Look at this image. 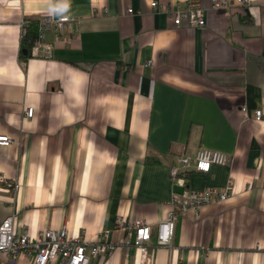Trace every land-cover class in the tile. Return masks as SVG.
I'll return each instance as SVG.
<instances>
[{"label":"crops","instance_id":"obj_1","mask_svg":"<svg viewBox=\"0 0 264 264\" xmlns=\"http://www.w3.org/2000/svg\"><path fill=\"white\" fill-rule=\"evenodd\" d=\"M151 1L0 0V134L12 138L0 172L20 182L15 196L0 183V222L13 213L16 234L66 227L119 243V220L142 218L150 264H264V121L252 119L264 111V5L201 0L205 25L189 28L161 9L186 0ZM64 15L62 32L45 30L49 50H22L23 27ZM199 147L228 163L171 180L176 157ZM229 185L225 200L178 214L171 245H155L173 193ZM137 262L135 247L117 246L89 264Z\"/></svg>","mask_w":264,"mask_h":264},{"label":"built area","instance_id":"obj_2","mask_svg":"<svg viewBox=\"0 0 264 264\" xmlns=\"http://www.w3.org/2000/svg\"><path fill=\"white\" fill-rule=\"evenodd\" d=\"M253 3L264 5V0H240L242 7H249ZM155 0L150 2L151 7H156ZM213 8L233 7L226 0H215ZM106 8H94L93 13L100 15ZM167 18L174 26L185 25L189 28H201L205 25V9L201 0H186L182 4L171 6L161 5ZM130 11V8L127 9ZM73 19L70 16H46L36 22L37 30L31 40L33 52L41 50L45 52L51 48V44L44 40L45 30L53 27L62 32L64 23ZM25 25V24H24ZM26 29L23 27V34ZM33 107L28 106L24 110V116H33ZM244 114L247 113L245 112ZM252 119L264 121V111L256 109L253 111ZM12 138L8 134H0V145H9ZM227 153L208 147H199L193 154H180L176 157V163L169 167L171 180L184 179L192 170L208 172L213 164L224 165L228 163ZM0 183L4 184L6 190L15 196L20 188L17 178L10 177L0 172ZM233 186L224 189L215 187H203L201 189H187L173 193L169 200V210L166 216L157 223L155 232V245H171L174 226L179 213L193 209L199 211L209 202H220L225 200ZM14 214L11 213L0 222V264H14L20 254L30 256V264H89L92 257H104L112 252L117 246H122L125 252L135 247L138 253L137 264H150V250L152 239L151 224L142 219L125 220L121 218L119 225L128 230V236L119 243L109 241L104 237H98L94 241H88L79 234H70L66 227L61 229L48 228L39 230L35 235L28 232L16 234L14 232ZM255 249L264 252V238L256 242Z\"/></svg>","mask_w":264,"mask_h":264},{"label":"trees","instance_id":"obj_3","mask_svg":"<svg viewBox=\"0 0 264 264\" xmlns=\"http://www.w3.org/2000/svg\"><path fill=\"white\" fill-rule=\"evenodd\" d=\"M31 24H33L34 27H32ZM30 25H31L30 29L28 28V26H29L28 25L27 28H26V33H25V35L22 38V50H24V51L25 50L28 51L30 49L31 40L35 36L36 30H37L36 23H30Z\"/></svg>","mask_w":264,"mask_h":264},{"label":"clouds","instance_id":"obj_4","mask_svg":"<svg viewBox=\"0 0 264 264\" xmlns=\"http://www.w3.org/2000/svg\"><path fill=\"white\" fill-rule=\"evenodd\" d=\"M64 7H67V5H65Z\"/></svg>","mask_w":264,"mask_h":264}]
</instances>
